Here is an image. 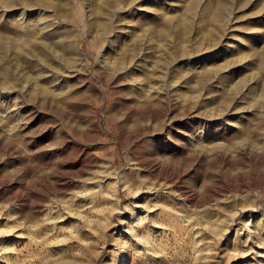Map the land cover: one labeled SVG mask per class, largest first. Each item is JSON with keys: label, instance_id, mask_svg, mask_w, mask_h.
Listing matches in <instances>:
<instances>
[{"label": "rangeland", "instance_id": "obj_1", "mask_svg": "<svg viewBox=\"0 0 264 264\" xmlns=\"http://www.w3.org/2000/svg\"><path fill=\"white\" fill-rule=\"evenodd\" d=\"M122 90L143 106L137 123L149 136L130 137ZM75 95L81 122L42 105ZM34 113L39 119L29 124ZM94 120L103 137L93 151L103 164L93 182L102 168L119 173L129 194L120 184L118 193L110 185L111 194L97 195L95 182L57 196L65 164L55 128L70 127L76 140L72 129ZM148 150L179 175L183 193L140 171L134 158ZM239 178L255 185L230 192ZM137 190L183 228L159 247L124 232L142 205ZM43 192L72 197L69 214L32 231L21 206ZM187 192L198 203H188ZM9 223L40 244L23 245L19 260L5 263L0 233V264H54L48 256L121 264L126 244L127 264H264V0H0V229Z\"/></svg>", "mask_w": 264, "mask_h": 264}, {"label": "bare ground", "instance_id": "obj_2", "mask_svg": "<svg viewBox=\"0 0 264 264\" xmlns=\"http://www.w3.org/2000/svg\"><path fill=\"white\" fill-rule=\"evenodd\" d=\"M43 49L44 48H42V50H40V52H43L44 51ZM105 60H106V58L101 59L102 62H104ZM121 87L125 91L124 87L123 86H121ZM92 88H93V86H92ZM45 89L47 90V88H45ZM123 90H122V92H123ZM127 91H128V89H127ZM123 93H125V92H123ZM131 94H133V93H131ZM77 97H78L77 95L70 96V97L67 96V98H65L61 102H57L56 101L57 103H53L49 99H48L49 101H46V100L44 102L42 100L41 101L43 102L42 105H45L46 108L48 107V108H50L52 110H55V112L58 111L57 114L59 113L61 117L64 116V117L72 120L73 122L75 121V123H76V122H81L80 117L76 113L77 110L75 111V109H74V111H75L74 112L73 109H72L73 106L75 105L76 101H77ZM138 99H139V97H138ZM121 104H122V107L125 109V119H126L125 121H126V124L127 125L130 124V125H128L129 128L131 129V131H130V137L133 140H135L137 138L139 139V137H143L144 135L149 136L148 135L150 133L149 132V126L148 127L147 126H143L144 124L142 126H140V123L139 124L137 123L138 120L140 119V117L142 116L143 112H144V111H142V107L143 106L141 104H138V103H135L134 101H132V99H131L130 95H128V93H125V94L122 95V97H121ZM38 119L39 118L34 113L33 115H31L30 121H28V123L29 124H33V123L37 122ZM48 121H50V120L48 119ZM47 123H49V122H47ZM49 124H51V122ZM120 127L123 130L126 129V128H124L125 126H123V123L120 124ZM53 128H55V127H53ZM67 128L70 129V127H67ZM67 128L59 125V126H57V129L55 128V130H56L55 132L53 131L54 129H52V132H54L55 134H58L59 135L58 140H57V144H58V146H61L62 147L61 148L62 149V154H63L62 156L64 158L63 159V163L65 164V172L61 176L59 182L57 181V185H54L55 187H54L53 193L57 194V196H58L63 191H67V192L72 191L73 188H74V186H76L77 183L80 186H83V185H85L87 183L88 184H91V183L94 184L96 182L95 187H97V190H96L97 195L98 194L99 195H102L104 192H107L109 190L108 188L109 187L111 188L110 185L114 186V188H113L114 191H116L118 193V188H119V185L121 184L122 187H123L122 188V191H123L124 195H127L128 196L129 193L126 190L127 189L126 182L123 181L124 179L122 180V176L123 175H119V173H116L117 176L115 174L112 176L111 174H108V172L106 173L105 172V169L103 171V168H102V171H101L102 172V175H100L99 178L97 177L98 179L97 180L95 179L96 181L94 180L95 182H93V179L96 176L93 178V176L91 175V173L94 171V169L96 167L99 168L103 164V163H100V160L101 159H99V157L96 155V153L94 152L95 150L93 148L95 146V144L98 143V140L103 137L98 123L94 120L93 122L89 123L88 125L87 124L86 125L85 124H77V126L72 129L73 132H74V134H75V139L76 140H73L71 138V136L69 134L70 132L69 133L67 132V131H69V130H67ZM152 134L155 135V136H157L158 139H159L160 136H158L157 134H154V133H152ZM84 142L86 144H84ZM51 144L53 145V143H51ZM70 145L71 146H74V149L76 151L74 156L68 150V148H69ZM56 149H58V147ZM98 149H100V148H98ZM102 149H100V150H102ZM107 151H106V153H107ZM101 156L103 158V155H101ZM134 159H135V163H137V165L139 166L140 171H143V174L147 178L154 179L155 181L156 180H159V181H169V182H172L176 186H179L178 188L180 190H182V188L179 185V181L177 180L179 178V175L174 170L170 169L169 167L165 166L163 163L159 162L158 158L155 156V153L152 150H148L146 153L142 154L139 157H137V155H136ZM223 159L226 160L227 158L224 156ZM110 163H111V161L109 162V164ZM108 167H110V166H108ZM24 169H26V168H24ZM253 184L255 185V183H251V182L245 181V179H243V178H241V179L239 178L236 181V184L235 185L233 183L227 184L228 185L227 188H228V190L230 192H234V193H237V194H240L241 195L243 193H246V191L249 192L250 189L253 188V186H254ZM28 186L27 185L26 186L23 185L22 186V190L28 189ZM50 188H49V192H47L48 194H50ZM215 189H213V190H215ZM145 190H146V188H145ZM51 191H52V189H51ZM109 191H111V190H109ZM138 191L139 190H137L135 193H137L138 203H142V205H138V207H140V209L138 210V215L134 216V218H132V220L130 219L131 220V225H129L128 228H127V230L125 229L126 231H124V232L127 234L126 236L129 237V238H131V239H133V237L137 238V240H138L137 243L142 244V243H146V242L148 243L149 241L150 242L153 241V243L155 245H158V247H159L160 243L163 241V239H165L167 237V234L169 232H177L182 227H180L179 219L176 216H174V215H170L171 213L169 214L168 217H166V215L163 216V214H161V213L158 216V213H155L156 212L155 210L152 211L153 210L152 208L155 205L153 206L152 204L151 205L144 204L145 201L142 202L143 201L142 194H140V192H138ZM187 191H189V190H187ZM182 193H183V190H182ZM219 193H220V191L216 189L215 191L212 192V195L213 196L214 195H219ZM18 195H19V193H18ZM184 195H186V193ZM195 195L196 194L193 193V192H187V195L185 197V198H187L186 201L188 203H196L197 202V198L195 197ZM212 195H211V197H212ZM119 196H120V194H119ZM72 199L73 198L71 197L70 200H72ZM199 199L200 198H198V200ZM215 199H217V198H215ZM70 200H63V199L54 200L53 197L51 199H46V193L43 192V194L37 196L34 199V202L33 203H31V204L28 203L26 205L24 204V205L21 206V210H20V212H21V218L23 219L24 223L27 224L28 227H30L29 230H32V231L36 230V228L38 226H40L42 222H45V223L46 222H48V223L49 222H53L56 225L57 224H60V222H62L64 220V218H63L64 217V213L69 214L70 208L69 209H66V207H70V205H71V201ZM146 200H147V198H146ZM54 210H55V212H53ZM59 211H61V212H59ZM142 215H144V216H142ZM129 216H132V215H129ZM162 216L165 217V218H163ZM158 217H160V218H158ZM250 219H251V216L248 218V220H250ZM130 220H128V218L127 219H123L122 225L129 224L130 223ZM248 224H250V223H248ZM13 225L14 224L10 225V223H9V225L8 226H5L3 230H1L2 229V226L0 227L1 228L0 229V233H2V232L3 233H6V235L4 234L5 235L4 239L7 240L6 241L7 242V245L3 248L4 251H5L4 256H3V261L4 262L6 261L8 263L9 262H14V260H17V261L19 260L18 259V256L16 255V253L18 251L20 252V250H22L24 248V246L28 249L29 247H31V248H33L34 246L37 247L38 244H40V243L37 244L38 241L32 239L31 238L32 236H30V234L28 235V236H30V239L28 240V239L25 238L27 240V242H25L24 241L25 239H23L22 236L20 235L21 234V231H19V229H17V227H15ZM16 226H19V225H16ZM181 226H183V225H181ZM246 226H247V224H246ZM182 229H181V231H182ZM244 230H246V229H244ZM249 230H251V229H249ZM146 232H148V234H146ZM53 233L54 232H53V228H52L51 231H50V234H53ZM127 237L124 238V239H127ZM127 243H128V240H127ZM44 244H46V243H44ZM22 246H23V248H22ZM257 246H259V245L257 244ZM129 248H130V246L126 244L121 249V251H120V254L122 255L121 264H127V260H128V257H129L128 256L129 255L128 254ZM261 248L260 247L258 248L260 250V253L263 252V250ZM147 253H149V251ZM49 257L50 256H48L47 259L48 260L50 259L49 261L52 262V263L54 262V264H75L74 261H72L70 259L56 260V258H49ZM4 259H6V260H4ZM108 262H109V258L105 259L104 264H108ZM14 264H17V263L15 262ZM18 264H19V262H18Z\"/></svg>", "mask_w": 264, "mask_h": 264}]
</instances>
